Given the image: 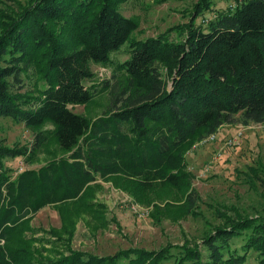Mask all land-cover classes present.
I'll list each match as a JSON object with an SVG mask.
<instances>
[{"label":"trees","instance_id":"obj_1","mask_svg":"<svg viewBox=\"0 0 264 264\" xmlns=\"http://www.w3.org/2000/svg\"><path fill=\"white\" fill-rule=\"evenodd\" d=\"M12 1L15 8H0V117L32 128L50 121L67 152L12 177L4 160L32 158L44 137L37 133L29 149L0 139V264H162L170 258L175 264H241L249 250L264 264V213L220 214L221 224L203 234L202 246L59 255L1 243L27 213L78 198L96 176L122 174L136 180L138 190L160 183L185 187L192 208L197 196L187 148L223 124L264 122V0H226L210 17L204 12L212 10V0H198L187 22L143 39L130 37L138 23L121 12L126 0ZM128 39V57L115 63L111 53ZM90 63H114L131 89L123 100L115 98L118 108L93 120L70 107L93 96L85 85L94 75ZM26 79L29 88L18 92ZM236 238L241 252L231 248Z\"/></svg>","mask_w":264,"mask_h":264},{"label":"rangeland","instance_id":"obj_2","mask_svg":"<svg viewBox=\"0 0 264 264\" xmlns=\"http://www.w3.org/2000/svg\"><path fill=\"white\" fill-rule=\"evenodd\" d=\"M197 1L126 0L120 10L138 23L130 37L143 39L187 22L188 13ZM212 3V10L204 12V17L225 8L228 2L212 0ZM0 8L9 11L15 4L12 0H0ZM196 23H202L201 16ZM175 35V31L171 33L173 38ZM128 45L129 39L111 53L115 63L128 57ZM90 68L94 75L85 85L94 90L93 96L85 104L70 107L93 120L109 108H118L112 105L115 98L123 100L131 89L126 72L114 63H90ZM27 88L28 79L23 88L16 90L23 92ZM54 128L50 121L32 128L0 117V139L7 145L29 149L37 133L44 137L32 158L4 160L12 168V177L22 169L37 168L66 154L55 139ZM122 129L126 130V126ZM208 135L194 141L185 152L187 168L193 175L191 188L197 196L192 208L186 206L184 198L189 189L185 187L178 189L160 183L138 190L137 181L125 175L96 176L78 198L27 213L18 228L1 243L13 248L28 246L33 251L44 247L43 254H49L52 249L59 255H66L69 250L108 255L130 246L155 250L167 243L201 245L203 234L221 224L220 214L233 215L234 211L244 216L263 214L264 122L242 124L235 120L220 126L214 138L206 141ZM241 243L240 238L232 239L231 248L241 252ZM202 252L205 253L203 248ZM174 261L170 258L162 264H175ZM241 264H258L257 252L249 250Z\"/></svg>","mask_w":264,"mask_h":264},{"label":"built area","instance_id":"obj_3","mask_svg":"<svg viewBox=\"0 0 264 264\" xmlns=\"http://www.w3.org/2000/svg\"><path fill=\"white\" fill-rule=\"evenodd\" d=\"M214 138V133H211L207 136L206 141H209Z\"/></svg>","mask_w":264,"mask_h":264}]
</instances>
